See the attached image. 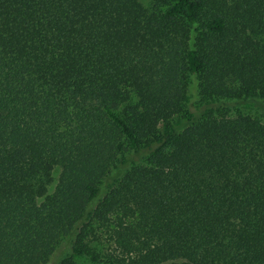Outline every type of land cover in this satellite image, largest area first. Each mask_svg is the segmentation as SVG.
Listing matches in <instances>:
<instances>
[{
  "label": "trees",
  "instance_id": "1",
  "mask_svg": "<svg viewBox=\"0 0 264 264\" xmlns=\"http://www.w3.org/2000/svg\"><path fill=\"white\" fill-rule=\"evenodd\" d=\"M262 92L264 0H0V264H264Z\"/></svg>",
  "mask_w": 264,
  "mask_h": 264
},
{
  "label": "rangeland",
  "instance_id": "2",
  "mask_svg": "<svg viewBox=\"0 0 264 264\" xmlns=\"http://www.w3.org/2000/svg\"><path fill=\"white\" fill-rule=\"evenodd\" d=\"M194 89V88H193ZM254 99L259 101L264 105V93H258L249 97H242L235 100H221L218 98H213L209 101L203 102L202 100L198 101V105H203L205 103L210 104L212 107L207 111V115H226L234 117L237 115H246L254 119L259 120L264 124V109L257 106L255 103H248L247 100ZM185 114L182 116L184 117ZM182 116H179L176 120H180ZM167 127L163 128V131H166ZM57 177V175H55ZM54 176V177H55ZM78 264H95L89 261L86 258H76Z\"/></svg>",
  "mask_w": 264,
  "mask_h": 264
}]
</instances>
